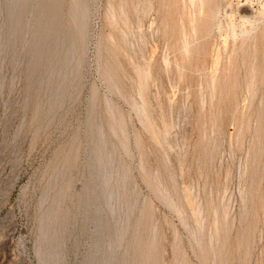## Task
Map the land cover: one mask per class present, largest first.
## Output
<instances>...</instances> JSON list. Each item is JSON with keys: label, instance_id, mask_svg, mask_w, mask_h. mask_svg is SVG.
Wrapping results in <instances>:
<instances>
[{"label": "rangeland", "instance_id": "rangeland-1", "mask_svg": "<svg viewBox=\"0 0 264 264\" xmlns=\"http://www.w3.org/2000/svg\"><path fill=\"white\" fill-rule=\"evenodd\" d=\"M4 3L0 264H41L47 214L59 264L85 261L90 127L118 214L115 264H264V0H81L84 39L53 64L51 84L66 79L52 108ZM32 21L12 29L30 41Z\"/></svg>", "mask_w": 264, "mask_h": 264}, {"label": "bare ground", "instance_id": "bare-ground-1", "mask_svg": "<svg viewBox=\"0 0 264 264\" xmlns=\"http://www.w3.org/2000/svg\"><path fill=\"white\" fill-rule=\"evenodd\" d=\"M4 1V9L7 13L8 29L10 30L8 32V36L12 38L15 37L16 42L21 43V45L24 47L26 46V68L29 69V75L32 78V87L35 89L37 94L42 90H49L50 96L53 99V102L49 105V108H52L53 103L60 101L64 95L63 82L66 79V75L64 73H59L57 76L59 82L55 85L51 84L53 77V64L54 66H64L67 62V57L73 51L76 42L82 43L84 39L85 21L81 0H72L68 6V9L66 10V15L61 11L64 0ZM26 13L33 15L32 39L30 41H25L22 39V30L17 31L12 29V27L16 24L23 25L24 22L22 21ZM25 24L26 21L24 25ZM71 25L73 28H71ZM242 26L244 29L246 28V24H243ZM230 31H232V29ZM58 53H62V55L57 57ZM211 67L213 68L212 65ZM211 71H213V69ZM210 74L213 73L211 72ZM106 106H108V104ZM97 122L99 124V121ZM86 136L90 139V144L87 146L88 156L86 160V173L88 181L80 194V198H83L84 217L89 215V220L94 223V236L92 237V247L88 252L85 261H81L82 264H115L114 245L119 241L120 227L117 220L118 214L114 204L112 203L113 193L108 184L109 170L107 168L106 157L100 149L101 140L98 138L96 129L90 127L86 131ZM191 211L193 210L191 209ZM63 218L65 220V217ZM43 221L44 222L40 228L41 242L38 248L39 254L41 256V264H59L57 240L61 235L60 228L55 226L56 219L54 216L47 214L44 216ZM192 233H190V235Z\"/></svg>", "mask_w": 264, "mask_h": 264}]
</instances>
